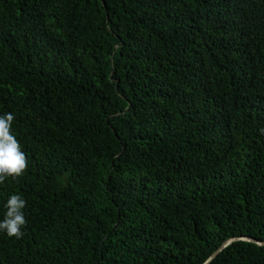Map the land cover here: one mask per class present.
Segmentation results:
<instances>
[{"label":"trees","instance_id":"obj_1","mask_svg":"<svg viewBox=\"0 0 264 264\" xmlns=\"http://www.w3.org/2000/svg\"><path fill=\"white\" fill-rule=\"evenodd\" d=\"M28 167L0 264H204L264 241V0H0V115ZM210 264H264L236 241Z\"/></svg>","mask_w":264,"mask_h":264},{"label":"clouds","instance_id":"obj_2","mask_svg":"<svg viewBox=\"0 0 264 264\" xmlns=\"http://www.w3.org/2000/svg\"><path fill=\"white\" fill-rule=\"evenodd\" d=\"M14 115L6 112L0 115V183L7 177H19L28 167L25 153L15 135L11 132ZM6 211L0 219V233L19 239L24 235L26 225L24 209L26 200L20 194H11L4 205Z\"/></svg>","mask_w":264,"mask_h":264},{"label":"water","instance_id":"obj_3","mask_svg":"<svg viewBox=\"0 0 264 264\" xmlns=\"http://www.w3.org/2000/svg\"><path fill=\"white\" fill-rule=\"evenodd\" d=\"M236 241H248V242H254L259 245H264V241L259 240L257 238H254L252 236L242 235V236H235L230 239H228L224 245L215 253L211 255V257L204 263V264H210L222 251H224L228 246L233 244Z\"/></svg>","mask_w":264,"mask_h":264}]
</instances>
